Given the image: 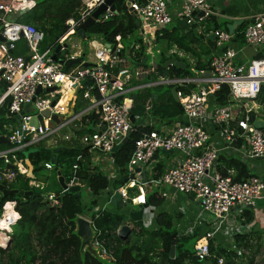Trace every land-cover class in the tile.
I'll return each mask as SVG.
<instances>
[{
	"label": "built area",
	"instance_id": "1",
	"mask_svg": "<svg viewBox=\"0 0 264 264\" xmlns=\"http://www.w3.org/2000/svg\"><path fill=\"white\" fill-rule=\"evenodd\" d=\"M104 1L82 0L76 17L65 22L67 32L58 40L60 47L58 60L61 63L52 60L53 50L41 49L43 36L34 27L6 19L8 16L32 10L36 0H10L8 4H0L2 36L5 43L9 44L6 46L5 43H0V108L7 103V114L20 116V132L16 127L11 137H3L10 143V146L0 151V163L4 167L13 166L18 174L25 175L26 170L22 161L16 157V152L31 148L37 149L42 144L56 147L61 142L70 141L72 136H63L60 130L80 118V114L75 115V113L66 118L69 104L79 99L88 105L84 113L92 112L99 120L94 128L95 132L81 136L79 143L89 149L90 155L93 153L103 156L114 167L111 151L132 130L125 106L131 93L151 87H171L175 90L178 104L182 108V116L173 123L167 122L170 126L166 127L167 129L142 134L134 143L126 166L128 183L116 191L107 189L105 193L110 196L118 193L124 204L129 202L132 206L138 207L145 205L151 189L159 187L173 189L176 193L189 196L190 199L197 201L200 211L193 217L191 231L200 227L203 221L214 225V228L207 231L194 247L195 258L202 261L208 257V241L213 240L221 226L229 220L232 211L237 210L241 214L242 207L254 206L264 201V180L251 176L244 181H233L231 177L219 175L215 170L216 165H213L219 154L224 152L231 153L247 169L251 161H264V128L256 129L248 122V116L254 117L256 113L246 110L245 118L237 121L235 127H232L229 106L217 105L213 100L214 94L223 86L228 89L229 95L235 100L251 102L256 100L261 86L264 85V58L253 59L245 64L240 63L238 59L245 48L264 51V13L251 15L245 22L242 21L244 24L240 33L242 46L235 45L234 34L226 30L210 31V35L214 36L216 54L211 55L205 70L194 72L196 79H193L195 76L193 78H160L153 83L129 87L131 78L141 81L144 75L155 72V61L150 62L155 55L146 52L145 68L131 70L125 67L114 76L113 71L118 70L119 65H122L119 54L124 47L120 36L116 38L114 49L110 45L106 47L107 44L101 42L97 46L94 41H91L89 45L94 48L95 61L88 63L83 60V63L89 66L83 67L82 64H75L67 70L64 69L66 61L80 57L77 54L67 53L66 39L76 33L77 29ZM174 3L178 4V8L173 6ZM125 7L127 12L137 19L138 31L145 36L141 41L147 48L150 36L159 31L158 29L152 34L150 30L154 28L160 26L166 28L177 23L189 29L218 16L213 11L212 0H125ZM116 15L115 9L111 11L108 7L95 22H104ZM203 31L204 27H200L199 33ZM19 42L25 44L26 52L23 56H12L11 51ZM123 64L125 65V62ZM207 72L208 75L205 74ZM197 79H201L200 82L204 84L197 92L184 95L178 90L180 86L196 84L199 82ZM83 82L85 83L82 86ZM38 88L41 91L39 94H37ZM52 88H55V91L45 92ZM68 94L70 96L66 107L60 106V101ZM53 102L55 104L51 106ZM151 108L152 99L149 98L144 104L146 115L149 114ZM45 110H48L50 115L62 116L66 123L62 122L57 126L52 124L47 127L46 122L49 119H43V128L39 125L30 126V121L36 119ZM262 111L264 112V107ZM260 120L264 119L260 118ZM210 130H214V134L220 140L219 143L210 141ZM237 142H239L238 145H236ZM155 152H158V155L159 153H174L178 155V161L166 167L160 178L153 180L151 171L159 159L157 155V158L151 161ZM43 169L51 171L52 165L45 163ZM135 169L147 173L146 183H142L140 173H135ZM101 173L105 175V172ZM113 174H118L115 167ZM0 175L6 182H11L15 178V174L9 171H3ZM65 185L67 188L81 187L73 181ZM29 187L42 190L43 184L32 181ZM128 189L137 191L131 199L128 196ZM61 194L63 195V190ZM161 197L164 202L169 199L166 192H162ZM44 200L51 208L59 205L56 196L52 193L46 195ZM98 210L108 211L106 206L94 209V211ZM77 218L85 219L91 227L90 248L95 256L105 264H113V249L116 244L113 242L108 244L107 241L101 239L99 234L94 232L92 222L88 217L78 216ZM18 219L16 202H5L0 212V249L5 250L9 247L12 228ZM242 227L244 226L235 228V235H245L244 231H250L249 227H244L243 230ZM35 264H40V261L36 260Z\"/></svg>",
	"mask_w": 264,
	"mask_h": 264
},
{
	"label": "trees",
	"instance_id": "2",
	"mask_svg": "<svg viewBox=\"0 0 264 264\" xmlns=\"http://www.w3.org/2000/svg\"><path fill=\"white\" fill-rule=\"evenodd\" d=\"M9 1L0 0V4H8ZM81 1L36 0L34 8L20 13L16 22L34 27L43 36L41 49H51L55 52L58 40L67 32L65 22L76 17L81 7ZM114 6L117 13L116 17L104 22H94L85 30V37L81 41L84 51L87 46H90L89 41L93 38H95L94 42L97 46L101 42L110 45L114 49L116 38L120 36L124 49L119 54L122 65H119L118 70L113 71L114 76H116L120 69L128 67V61H131L133 68H145L146 62L143 66L141 63L146 58V46L141 39H133L136 32H138V21L127 12L125 0H115ZM227 24V22L218 23L216 18L212 17L201 26L204 27L203 33L207 34L212 30H225ZM74 36L80 38L77 33L70 37ZM191 36L196 41H204L206 46L202 45L201 49L193 46L192 41L188 39V36H184L177 26L160 30L155 35L154 41L155 45L163 42L164 50L154 56L156 57L155 72L144 75L141 81H135L131 78L128 84L129 87L153 83L160 78H193L195 76L194 72L198 73L204 70L202 60L214 51V42L209 40L208 37L202 36V34L196 35L192 32ZM70 37L66 39V42ZM240 37V33L235 34V40H239ZM18 49L19 44L17 43L11 51V55L23 56L25 54L18 52ZM23 49L21 51H24ZM84 51L82 50L79 56H82L85 61ZM67 53H72L69 47H67ZM126 56L129 57L128 60ZM57 57H60V55L58 54ZM187 57L192 60L195 59L193 65L189 64ZM171 58H175L177 62L186 65L185 69L181 70L175 66L166 68L165 63ZM260 58H264V51L254 57V59ZM123 62H125V65ZM133 68L129 69L133 70ZM171 89V87L160 86L131 93V95H135L131 106L134 123L129 134L128 143L117 151L112 159L113 166L118 171V178L114 180H109L101 172L90 166L91 155L89 149L79 143L80 137L86 133H92L99 122L98 117L93 113L87 114L76 121L74 126L78 127L74 128L72 139L68 142H62L58 146L64 148V150L55 155V163L51 171V181L53 183L50 187L51 191L47 190L46 187H43L42 190L30 188L28 185L29 180L25 176L18 174L16 169L4 167L0 163V174L3 171L15 174L14 180L10 183L3 180L0 175V184L4 183L9 190L32 192V195L28 196L27 199L19 195L0 197V212L5 202L15 201L16 213L19 216L17 223L12 228L9 247L5 250L0 249V264H35L36 260H39L40 264H105L92 252L81 250L82 241L76 235L75 220L78 216H87L92 222L94 232L99 234L101 239L107 241L108 244L111 242L116 244L113 249V264H168L171 237L175 233L171 216L164 212L159 213L155 218L156 228L135 224L130 230L128 238L122 241L116 232L120 227L127 224L125 216L107 210L94 211V208L97 206L96 198L102 196L105 190L116 191L128 183L126 166L136 140L142 134L157 131L153 126L136 125L139 119L146 117L145 102L149 98L152 99V108L148 115L156 121L173 123L182 116V108L178 102L174 101ZM191 89L192 87L188 86L178 88L184 95L189 94ZM213 100L217 105L229 106L231 111L230 125L232 127H235L237 121L245 118L244 105L246 101L233 99L225 86L214 94ZM254 102L259 107H264V85L261 86ZM6 110L7 103H4L0 108V137L8 138L15 132L13 131L15 126L13 128L9 126V120L14 121V119H7ZM238 144L239 142L236 143V145ZM5 149L4 145H0V151ZM37 149L38 152L29 155L28 160L33 168V174L40 176L44 170L43 165L50 163L51 154L45 148L37 147ZM15 155L18 159L23 158L21 151L16 152ZM218 163L215 170L222 177H231L233 181H244L252 176L247 167L235 158L220 157ZM165 169L166 164L158 162L152 168L151 178L153 180L160 178ZM58 174L66 184L73 181L86 187L91 199L89 206L84 205L82 196L80 199H76L72 194L60 195L61 189L56 179ZM127 192L130 199L137 194L136 189H128ZM51 193L56 196L59 203L58 207L51 208L44 200V197ZM163 202L161 192L153 190L147 196L143 208L155 210L161 207ZM240 220L242 224H250L252 222L251 211L243 209ZM191 239L194 243L196 242L193 236H175L173 264H219V261H221V264H264V252H261L263 248L259 246V241H256L255 237L251 235L233 236V248L223 247L213 240H209L208 257L202 261L195 258L194 245L190 250L184 248V244ZM259 255L262 256L261 260L257 261ZM2 257L5 258L4 263Z\"/></svg>",
	"mask_w": 264,
	"mask_h": 264
},
{
	"label": "crops",
	"instance_id": "3",
	"mask_svg": "<svg viewBox=\"0 0 264 264\" xmlns=\"http://www.w3.org/2000/svg\"><path fill=\"white\" fill-rule=\"evenodd\" d=\"M221 1H222L221 3H217L216 1L212 0L213 11L218 14V16L214 17V18H216V21L218 23L227 22L228 23L227 25H229L235 21H244L245 22V20H247L251 15H254L257 13H264V0H249L251 5L249 7H242V8H241V6H242L241 4L236 3L238 1L240 2V0H232L233 4H231V5L229 4L230 2H228L230 0H221ZM173 6L175 8H178L177 3H174ZM228 9H232L233 12H236L239 14H231V13H229ZM237 9H238V11H237ZM18 17H19V14L8 16L6 19L8 21H16L17 19H19ZM200 27H203V26H201L199 24V25H194L193 28L188 29L187 27H182V28L179 27V29H180V32L184 36L191 35L192 32H197L198 35L202 34V36L208 37V39H209L210 33L209 32L207 34H205L203 32L199 33ZM241 28H243V26H241ZM241 28L237 27L235 29V31H233L234 36L237 33H241V31H242V30H240ZM225 30H226V27H225ZM159 31L154 33V37L152 35L150 36L149 46H148V48L146 47L145 54H146V52H149V53H151V55H154L153 49H152L153 46H155L154 38H155V35L157 33H159ZM0 35H2V26L1 25H0ZM190 38H191L190 40L192 41L193 46H195L196 48H200L202 45L206 46V43L204 41H202V40L196 41L195 39H193V37H190ZM211 41L213 42V40H211ZM234 43L237 46H242L241 37L239 40H235V37H234ZM18 44H19L18 52H20L21 54H24L26 52L25 44L23 42H19ZM91 48H92L93 54H94V48L93 47H91ZM22 49L24 51H21ZM215 49L216 48L214 45V51L210 54V56H208L202 60V62L204 64V70L206 69V67H208V62L210 60L211 55L216 54ZM249 49H251V48L243 49L242 54H241L240 58L238 59V61L240 63L245 64V63L250 62L251 60L254 59V57L257 54H259L262 51V50L256 51L254 49H251L252 51H249ZM180 56H181V54H180ZM189 64L193 65L194 62L190 60ZM196 78L197 77L195 76L193 79H196ZM197 80H199V82H197L196 84H192V85L188 86V87H192V89L190 90V93L191 92H197L199 89H201L204 86V84L202 82H200L201 79H197ZM0 88H1V85H0ZM151 88H154V87H151ZM84 103H85V105H84ZM87 107H88V105L85 101H82L79 99L72 101L69 104L68 114L66 115V118L68 117V115H71V114L74 115L73 113H75V115L80 114V116H79L80 118H82L83 116H85L87 114H91L92 112H86V114L84 113V111L86 110ZM245 111H246V109H245ZM252 112L256 113V115L254 114L255 115L254 117L256 120H260V118L264 119V117H263L264 112L262 111V108L259 112H254V111H252ZM76 121H77V119H75L74 121L70 122L67 126L62 128L60 130V134L63 136H69V137L73 136L74 135V132H73L74 128L78 127V126H74ZM62 122L66 123V120H64V118H63L60 121V123H62ZM136 125L153 126L155 128V130L167 129L168 127H170L169 125H167V121H163V122L156 121L155 119L151 118L149 115H146L145 118L139 119L136 122ZM210 134H211L210 141L212 143L216 142V144L219 143L220 140L214 134V130H212V131L210 130ZM61 143H59L56 147H49L45 144H42V145L38 146V148H45L47 150H52V149L59 148L58 146H60ZM6 148H9V147H6ZM31 149H34V148H31ZM27 150H30V149H27ZM27 150H23V151H27ZM91 156H92V161L90 160V166L92 168H94L96 171H99V172H105V175L109 180H114V179L118 178L117 177L118 174H113L114 167H112V163H110L107 158H105L103 156H99V155H94L93 153H91ZM158 157H159L158 162H162V163L166 164V167L172 165L173 163H177V161H178V155H176L174 153H159ZM220 157L236 158L235 156H233L229 152H224L222 154L220 153L218 159ZM218 159H217V163H218ZM19 160L22 161V165L26 170V174L23 176H25L29 180L28 185L32 181H38L37 180L38 178H44L45 177L43 174H42L43 176L42 175L35 176L33 174V168H32L28 159L26 160L23 157L22 159H19ZM251 162H252L251 164L247 165V166H249L248 170H249L250 174L252 176H257V177L261 178L262 180H264V161L254 160ZM100 163L102 165L101 169H100ZM51 171H47L44 169L42 171V173L43 172H50L51 173ZM149 177H150V174H149ZM56 179L58 182V176ZM38 183H40V182H38ZM44 184H43V187H44ZM5 187L7 190H9V188L6 185H5ZM82 188L86 189V187L81 186L80 190ZM110 188H111V186H110ZM151 190L153 191L155 189L153 188ZM162 192H166L169 195V199H168V201H165L161 207H159L158 209H155V210H149V209H146L143 207L132 206L129 202H127V203H125V206L122 208V210L119 211L118 209H116V208L114 209L110 206V197L111 196H110V194L105 193V192L102 194V199L104 201H103L102 206L99 207V209L103 208V206H106V208L108 209L109 212L118 213V214L125 216V218L127 219L126 226H128L130 230L132 229V227L135 224L148 226L150 228H156L155 218L159 213L164 212V213L168 214L169 216H171L172 221H173V229H174L176 235H178L179 237H185V236L188 237V235L193 236V237H195V241H196L195 245H197L202 240L203 235L207 231H209L211 228H214L213 223L211 224L210 222L203 221L202 224L200 225V227H198L195 231H191L190 228H191V225L193 222V217H195V215H197L200 211L199 203L195 200L190 199L189 196H184V195H180V194L176 193L173 189H161V193ZM0 197H1V194H0ZM256 205L253 206L255 208L254 210H257L258 214H264V201L256 203ZM127 206H129L130 208H138V211L135 213L134 216L129 215L130 211L127 213V210H128ZM256 207H259V208L256 209ZM95 208H98V206H96ZM248 210H250V209H248ZM241 215H242V213L240 214V212H237V210L231 212L229 220L227 222L225 221L226 223H224V225L221 226L220 231L218 233H216L214 238H213V241L216 244L223 246V247H232L233 236L235 235L234 230L237 226L249 227L250 231H248V232L244 231V234L245 235H251V236L255 237L256 241L260 240L261 235L257 232L253 223L251 222L250 224H247V225L242 224V222L240 220ZM86 218H87V216H86ZM244 227H242V230ZM195 245H194V247H195ZM4 260H5V258L2 257L3 263L5 262Z\"/></svg>",
	"mask_w": 264,
	"mask_h": 264
},
{
	"label": "water",
	"instance_id": "4",
	"mask_svg": "<svg viewBox=\"0 0 264 264\" xmlns=\"http://www.w3.org/2000/svg\"><path fill=\"white\" fill-rule=\"evenodd\" d=\"M114 1L115 0H105L104 3L99 7L97 8L93 14L91 15V17L85 22L83 23L76 31L77 35L84 39V32L85 30L90 26L92 25L95 20H97L99 18V16L106 11V9L109 7L111 11H114L115 9V6H114ZM129 5V3L127 4ZM200 16H202V14H200ZM243 22L242 21H235V22H232L231 24L229 25H226V31L230 34H233V31H235V29L237 27H241L243 26ZM159 30H163L164 27L160 26L158 28H154L151 31V33L153 34L155 31H158ZM153 37H154V34H153ZM209 39L210 40H213L214 39V36L213 35H210L209 36ZM0 43H5V39L3 38L2 35H0ZM6 46H9L8 43H5ZM106 47H109V45H106ZM59 51H60V47L57 46L56 49H55V52H54V55L52 56V60L54 62H60L58 60V57L57 55L59 54ZM83 57H79V58H76V59H70L68 61H66L64 63V69L67 70L68 67H70L71 65L73 64H82L83 67H87L89 66L88 64L86 63H83ZM146 61V58L144 59V61L141 63V65H144ZM169 66H175V67H178L180 68L181 70H184L186 65H184L183 63H180V62H177L175 60V58H171L169 61H167L165 63V67L168 68ZM206 75H208L209 73H205ZM85 82H83L81 85L83 86ZM55 91V88H52V89H48L46 90L45 92L46 93H51ZM41 91H40V88L37 89V94H39ZM171 95L174 99L175 102H178L176 96H175V90L174 89H171ZM135 95L132 94L129 99L125 102V106L128 110V114H129V120H130V123L133 124L134 123V117L131 113V104H132V101L134 99ZM54 102L52 103L51 106H54ZM7 117L8 118H13L14 121L16 123H18L17 125V131L20 132V116H10V114H7ZM57 126L60 124V119H63V117H59L58 115H50V112L48 110H45L43 112H41L40 115H38L36 117V119H32L30 121V126H34V127H37L38 125L43 128L44 124H43V119H49ZM248 122L250 124H253V126L256 128V129H263L264 128V120H255L254 117L252 115H249L248 116ZM92 132H95V129L92 130ZM128 140H129V133L125 136V138L122 140V142L117 145L116 147H114L111 151V158L113 159L116 152L119 151L124 145H126L128 143ZM0 145H4L5 147H9L10 146V143L3 137H0ZM64 150V148H56V149H52V150H47V152H49L51 154V160H50V163L51 165H54V160H55V155L57 153H59L60 151ZM38 152V149H30V150H27V151H21L23 157L27 160L29 155L31 154H34V153H37ZM157 155H158V152H155L154 156L152 157L151 161H154L156 158H157ZM150 161V162H151ZM217 163V161H214L213 165L215 166ZM30 165V164H29ZM11 169L13 168V166L10 167ZM135 173H140V178H141V181L142 183H146L147 181V173L145 171H141L140 169H135ZM38 182H40L41 184H44L46 182V179L45 178H38L37 179ZM58 184L60 186V188L63 190V195L66 196L68 194H72L74 196V198L76 199H80L81 198V192H80V187L79 186H73V187H70V188H67L65 183H64V180L60 177V175L58 174ZM0 194H1V197H10V196H15V195H19V196H22L24 199H27L28 196H31L32 195V192H23V191H16V190H7L4 183H1L0 184ZM110 206L112 208H116L118 209L119 211L122 210V208L125 206V204L122 202L121 200V197L118 193H113L112 196L110 197ZM243 209H253L254 207L252 205H248L246 207H242ZM259 207H256V209H258ZM75 223H76V235L81 239L82 243H81V250H86V251H89V252H92L94 254V252L91 250L90 248V241H91V238H92V230H91V227L89 225V223L83 219V218H77L75 220ZM130 234V229L128 226L124 225L122 227H120V229L118 230L117 232V236L122 240V241H125L128 236ZM176 236V233H174L171 237V247H170V251H169V255H168V264H173L174 263V256H175V238ZM95 255V254H94Z\"/></svg>",
	"mask_w": 264,
	"mask_h": 264
},
{
	"label": "rangeland",
	"instance_id": "5",
	"mask_svg": "<svg viewBox=\"0 0 264 264\" xmlns=\"http://www.w3.org/2000/svg\"><path fill=\"white\" fill-rule=\"evenodd\" d=\"M213 1H216L217 3H221L222 2L221 0H213ZM228 2H230L229 3L230 5L233 4V1L232 0H230ZM236 3L237 4L238 3L241 4L242 5L241 8L242 7H249L251 5L250 2H249V0H240V2L238 1ZM228 11L231 14H239V13L233 12L232 9H228ZM237 11H238V9H237ZM173 26H178V27H181V28L182 27H185L184 25H178L177 23H173V24L167 26L166 29H170ZM194 33L196 35H198L197 32H194ZM190 37H192V36L191 35H188V39L189 40L191 39ZM134 38H136V39H143V38H145V36L142 35V34H140L139 31H138V32H136V34L133 37V39ZM81 40H83V39H80L77 36H74V37H70V39L66 42V45L72 51L71 54H74L75 53V54L81 55L82 50L84 51V47L82 46L83 43H82ZM94 40H95V38H93L91 41H94ZM91 41H89V42H91ZM163 45H164L163 42H159L158 44H156L155 46H153L152 49H153L154 55L157 56L159 54V52H161L162 50H164ZM249 51H252V50L249 49ZM83 53L86 55L85 56V61L86 62L93 63L95 61L94 54H93V50H92V48L90 46H87L86 47V50ZM126 58H127V60L129 59L128 56H126ZM187 59H188V62L190 60L193 61V62L195 61L194 58H193L194 60H192L190 57H187ZM155 60H156V57L150 59V62L152 63V61H155ZM128 63H129V64H127L128 68H133L132 67L133 64L131 63V61H128ZM244 107H245L246 110H248L250 112H252V111L259 112L261 110V108L255 102H251V101H246ZM7 119H11V118H7ZM17 125H18V123H15V121L9 120V126H11L12 128L15 126L13 128V131H15ZM101 168H102V165L100 163V169ZM42 174L45 176L44 178L48 179V181H46V183L44 184V187H46L47 190L51 191L50 190V187H52V185H53V183L51 181V173L50 172H43ZM35 190H39V189H35ZM155 191H158L160 193L161 192V187L155 189ZM80 192H81L82 201H83L84 205L89 206V202H90L91 199H90V196L88 195V192H86V189H83V188L80 190ZM96 201H97V206L99 208V207L102 206L104 200L102 199V196H100V197L96 198ZM127 209H128L127 210V213L130 211L129 212V215L130 216H134L135 213L138 211V208H130L129 206H127ZM254 209L255 208H253V209H251L249 211H251L252 223H253L255 229L257 230V232L261 235L260 240H259V246L263 248L261 250V252H264V214H258L257 213V210H254ZM131 238H132V236H131ZM195 243L191 239L187 243L184 244V248L190 250L193 247V245H195ZM261 257L262 256L259 255L257 257V261H260L261 260Z\"/></svg>",
	"mask_w": 264,
	"mask_h": 264
},
{
	"label": "bare ground",
	"instance_id": "6",
	"mask_svg": "<svg viewBox=\"0 0 264 264\" xmlns=\"http://www.w3.org/2000/svg\"><path fill=\"white\" fill-rule=\"evenodd\" d=\"M116 17V16H115ZM162 31V30H161ZM69 96H70V94H68L66 97H64L61 101H60V106H63V107H66V105H67V102H68V100H69ZM52 115H54V114H51V116ZM60 118L62 117V116H59ZM62 119H60V121H61ZM52 124H54L51 120H50V118H49V121H47L46 122V126L47 127H49V126H51ZM76 240V239H75Z\"/></svg>",
	"mask_w": 264,
	"mask_h": 264
}]
</instances>
